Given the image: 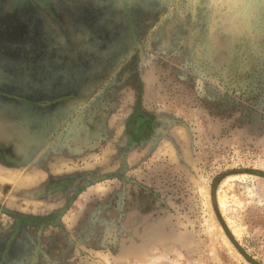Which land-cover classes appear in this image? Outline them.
Here are the masks:
<instances>
[{"label": "rangeland", "instance_id": "rangeland-1", "mask_svg": "<svg viewBox=\"0 0 264 264\" xmlns=\"http://www.w3.org/2000/svg\"><path fill=\"white\" fill-rule=\"evenodd\" d=\"M164 2L0 0V85L14 94L24 84L36 91L45 87L44 97H54L59 87L78 86L80 81L71 70L74 62L67 66L65 61L86 55L90 46L98 47L88 39L87 26L82 33L80 23L95 24L100 19L99 5L111 19L110 40L124 30L126 3L132 21L149 17L151 24H166L174 14L185 21L203 16L208 43L200 52L180 48L165 54L153 43L143 42L151 27L143 28L137 41L138 46L144 44L136 76L133 61L102 89L114 97L111 112L108 106L104 109L100 130L115 166L87 162L86 156L58 155L52 147L40 154L42 144L25 142L18 134L14 143L22 164L9 166L0 160V205L22 211L32 190L40 195L36 200L42 202V216H46L50 207L62 206L72 194L59 223L50 225L63 229L57 240L69 246L58 251L65 254L63 260L73 256L68 264H264V177L242 171H264V60L254 57L262 55L255 45L264 36V0H169L158 13L155 9ZM186 31L193 38V29ZM218 31L245 43L249 66L262 65V69L230 86L226 67L237 66L227 59L224 44L221 50L212 46ZM130 50L110 55L101 49L99 55L109 57L114 68ZM59 71L66 72L68 79ZM140 78L139 107L151 115L156 132L132 145L124 179H107L79 190L98 171L118 168L125 143L120 132L135 106ZM151 83L160 89L154 92L153 102ZM1 137L7 138L4 133ZM52 157L67 171L38 175V165ZM59 181L61 192L53 189ZM6 219L0 215V223L6 224ZM20 231L16 242L24 245L29 233ZM10 255L22 257V248L11 246ZM16 259L9 258L8 263L17 264Z\"/></svg>", "mask_w": 264, "mask_h": 264}, {"label": "flooded vegetation", "instance_id": "flooded-vegetation-1", "mask_svg": "<svg viewBox=\"0 0 264 264\" xmlns=\"http://www.w3.org/2000/svg\"><path fill=\"white\" fill-rule=\"evenodd\" d=\"M168 3L169 0H165L164 5L155 10L159 13L163 7L168 5ZM99 7L100 8L97 13L100 16V19L95 24L90 21L80 23L82 33L85 35L84 27L87 26L88 39L91 40V43H96L98 47L94 49L95 46H90L86 55H83L82 57L80 56L79 59L73 58L72 60L74 61L72 62L65 61L67 66L72 65L74 62L71 70L76 73V76L80 81L79 83L77 82L79 87L77 86L72 89H62L59 87V91L56 92L54 97H52V95L44 97L41 89L45 87H38L39 89H37L36 86V91L28 84L19 85L18 94H14L15 92L13 90L0 85V108H4V110H0V123L3 125V128H0V133H4L7 136L5 139L2 137L0 138V160L5 164H8L9 166L22 164V162H20L21 156L18 153V147L14 143L18 134L25 142L32 141V144H41L39 140L41 139L40 133H42L43 129L46 127H54L56 124H61V119L67 115V110L63 112L62 107L69 105V102L66 101V96L68 97L72 92L77 94V96H85L90 91L96 90L99 86L101 87L98 93L101 95L104 93L102 89L104 88L105 91L111 82L123 72V68L125 69L127 67H131L129 64L133 61H135L132 66L134 71L133 75L136 76L141 62L138 53L141 52L140 47L141 44H144V41L150 44L153 43L158 52L160 51L162 53L165 50V54L171 50L180 48H183L184 52L186 51V48L189 51L191 48L198 49L200 52L203 51L208 44L207 40L204 39V29L207 22L204 20L205 18H203V16H196L194 21H191L192 19L187 17V20L185 21L181 15L174 14V18L169 19L166 24H160L159 22L151 24V19L149 17H144L145 19L138 17V23V21H132L131 16L126 15V3L123 9V12L125 13L123 18V22H125L123 24L124 30L120 32L121 35L118 38L110 40L109 37H111V35L109 33L111 32V25L109 26V24L111 23V19L103 13L100 5ZM148 15H150V11ZM183 24L186 25L183 26ZM146 27H151L148 31V37L145 38V40H143V42L138 46L137 41L139 34L140 32H143V28ZM187 27L193 29V38L190 34H188L189 32L186 31ZM138 28L141 30L139 31ZM200 30H203L202 34L199 32ZM222 34L223 33L221 32L217 33L215 40L212 42V46L219 47L220 50L225 47L227 59L231 60V64L233 62L237 66L235 68L226 67L227 78L228 76L230 78V86L239 83V78L245 82L247 77L251 76L256 71H260L262 69V65H258V67H254V69L252 65L249 66L247 56H245V52H247L245 43L238 42V40L232 36H223ZM257 43L255 45V50L259 51L262 55L258 54L257 56L254 55V57H260V60H264V36L258 38ZM127 48L131 50L127 54L125 53L126 58L114 68L112 67V60L109 57H102L99 55V51H101V49L106 50V52L110 53V55H117L120 53L123 54L124 50ZM61 51H63V49ZM252 53L254 54V50ZM107 65H109L108 68ZM107 69L111 71L109 72L108 70L106 73ZM58 74L63 78L68 79L66 72L59 71ZM125 75H127L126 72L124 73V76ZM232 75L233 78H231ZM104 76H106L105 81H103ZM0 83L3 84L2 81H0ZM63 98H65V101L63 100L58 103L55 102L56 99L60 100ZM92 110L93 112L90 117L94 118L97 109L94 107ZM63 113L66 115H63ZM145 113L146 112L141 110L140 107H137L132 114L133 117H130L128 123H126L125 129L127 130V124L129 127L130 122H133V124H135L134 126H142L143 115ZM149 122L151 125L152 119H150ZM89 123H91L90 118L85 120V124ZM151 132L152 130L150 126L147 132L141 133L139 136H144L148 139ZM61 182L62 181L55 182L53 189L61 192V187L63 186ZM51 191L52 190H50L49 193H53ZM71 196L73 195L71 194ZM3 210L7 211V213ZM0 212L9 216H12L14 213L23 215L17 210H9L2 205H0ZM12 218L13 219H10L11 227L8 226L7 223H0V264H11L8 263L9 258L16 259L13 255H10V248L12 244L16 243V240H18L17 235H19L21 231H19L14 239H12L10 246L6 248V242L11 235L15 224V218L13 216ZM23 222L24 221L22 220L21 228L23 227Z\"/></svg>", "mask_w": 264, "mask_h": 264}, {"label": "crops", "instance_id": "crops-1", "mask_svg": "<svg viewBox=\"0 0 264 264\" xmlns=\"http://www.w3.org/2000/svg\"><path fill=\"white\" fill-rule=\"evenodd\" d=\"M141 79L142 78L138 80L139 90H138L137 98L140 97L139 104H137V100H136L135 106L129 112L127 116L128 118L124 124V127L122 128L120 132L125 141L124 147L122 148V150H124L127 144L131 142V138L137 141L140 137L138 135V132H136V126L132 125L131 127H128V124H127V130L125 128H126V123H128L129 121V118L133 117L132 114L134 110L140 105L141 93H142V80ZM153 85L152 87L154 88L153 89L154 91L151 92V87L149 90V95H150V100H151L150 102H153L154 97L157 96V95L153 96L154 92L160 90L158 85L156 84H153ZM100 87L101 86H99L96 90L90 91L85 96H77V94H75L74 92H72L68 97L65 95L66 101L69 102L68 103L69 105H65L64 107H62L63 109L62 111L64 112L65 110H67V113H66L67 115L63 113V115L65 114L66 117H63V118L61 117L62 119H61L60 125L56 124L54 127H46L43 129L42 133H40L41 139L39 140V142L42 144L41 146L42 149H39L38 153L41 154L43 153L44 150L52 147L51 149L53 153L55 154L59 153L58 155L74 156L73 159L86 156L87 162H98V161L106 162L108 168L111 166H115L114 165L115 162L114 161L111 162V159L114 156L113 155L111 156V152L107 148V144H106L107 141L105 140V137L104 138L101 137L102 133L104 135V131L100 130L101 121L102 119H104V116L106 115L105 111L107 110L108 112H111V109L109 108V106L114 97L111 98L112 96H110L109 91L99 95L98 92H99ZM65 98L60 99V100L56 99L55 102L56 103L61 102ZM94 107L97 109V112L94 118H91L90 115L93 112L92 109ZM106 107L107 109L104 110ZM146 113L143 115V120L152 119L151 115H149L148 113L146 114ZM88 118H90L91 123L85 124V120ZM150 126H151L152 132L150 133L149 137L153 134L152 124ZM138 142L140 141H137L135 143H138ZM122 150L120 151V153L122 152ZM107 151H108V155H107ZM120 153H119V162H120ZM36 154L32 157L33 159L37 155H39V154L37 155ZM98 158L101 160H99ZM95 159H97V161ZM126 162H127V156H126ZM63 165L64 164L62 162L56 161L52 157V159L50 158V160L45 162L44 165L42 164L38 165L37 167L38 175H40L41 171L42 173L44 172L46 174L47 173L48 174L52 173L53 175L62 174L64 173V171H67V170H63L64 169ZM98 173L103 174L107 172L98 171ZM29 181H30V184L34 185L31 187L33 188L37 187L36 179L32 178ZM31 191L29 194H27L28 196L26 197L27 198L26 200L28 201L27 206L24 207L22 211H19V213L27 217H31V219H33V220L29 219L30 221L25 220V219L23 220L24 222H23L22 229L24 230L27 229L29 233L27 235L29 238L24 240L25 242L24 245H19L17 242L12 244V246H14L15 249L22 248V253H23V256H22L23 258L20 257L14 260V262H16L17 264H20V263H23V264H55L57 261L58 263H61V264L63 263L68 264L69 262L67 260L73 259V256L70 255L69 257H67V259L63 260L61 257L65 254H62L58 251V248L69 246L68 244L63 243V239H60V241L57 240V235L62 234L63 229L59 225L53 227V226H50L51 224H49V225L43 226L42 228H39V226L36 225L35 220L39 217H44L45 215L42 216V210H43L42 202L40 200H36L40 198L39 197L40 195L37 193L31 192ZM62 198H63L62 194H60V196L58 197V200L61 202ZM59 207L55 206L54 208L57 209ZM49 209L51 210H47L46 213H51L52 211L55 210V209L53 210L51 207ZM2 214L3 213L0 212V215ZM3 216H5V218L7 219H13L12 216H9V215L3 214ZM7 219H6L7 224L11 225ZM30 235H32V238L30 237ZM36 239H37V242H35ZM31 249L33 250V255H32V252L30 251Z\"/></svg>", "mask_w": 264, "mask_h": 264}, {"label": "water", "instance_id": "water-1", "mask_svg": "<svg viewBox=\"0 0 264 264\" xmlns=\"http://www.w3.org/2000/svg\"><path fill=\"white\" fill-rule=\"evenodd\" d=\"M140 93V91H139ZM139 99L140 97L137 98V104H139ZM156 132V129H153V133ZM146 137L141 136L139 137V139L137 141H145ZM135 141V139L131 138V142L127 144V146L125 147L124 150H122V152L120 153V162H119V166L116 170L111 171V172H107V173H103V174H99L96 176H92L86 180H84L78 187L79 190H82L94 183L97 182H101L107 179H112V178H116V177H120V178H125L124 177V173L126 171L127 168V162H126V156L128 153V150L132 147V145L137 142ZM245 173L248 174H254V175H259L264 177V171H260V170H256L254 168H245L242 170ZM73 200V196H68L67 201L65 204H63L61 207L55 209L54 211H52L51 213H49L48 215L44 216V217H39L37 218L36 221V225L39 226V228H42L45 225H54L59 223L60 218L62 217V215L65 213V211L67 210V208L69 207V205L71 204ZM5 211V210H3ZM7 213V211H5ZM12 216L15 218V224L14 227L12 229L11 235L9 236L7 242H6V248H8L10 246V242L12 241V239H14V237L18 234V232L20 231L21 228V222L22 220H33L31 219V217H27V216H23V215H18V214H12ZM30 219V220H29Z\"/></svg>", "mask_w": 264, "mask_h": 264}, {"label": "trees", "instance_id": "trees-1", "mask_svg": "<svg viewBox=\"0 0 264 264\" xmlns=\"http://www.w3.org/2000/svg\"><path fill=\"white\" fill-rule=\"evenodd\" d=\"M149 123H150L149 120L144 119L142 126L139 127L136 126V132H138V135L147 132L148 128L150 127ZM132 125L134 126L135 124H133V122L132 123L130 122L129 127H131Z\"/></svg>", "mask_w": 264, "mask_h": 264}]
</instances>
